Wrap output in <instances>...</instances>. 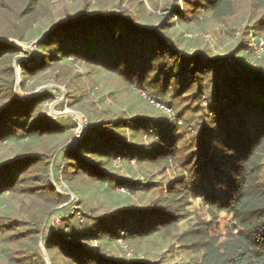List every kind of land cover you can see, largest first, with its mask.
I'll return each instance as SVG.
<instances>
[{
	"label": "trees",
	"instance_id": "trees-1",
	"mask_svg": "<svg viewBox=\"0 0 264 264\" xmlns=\"http://www.w3.org/2000/svg\"><path fill=\"white\" fill-rule=\"evenodd\" d=\"M258 1L259 6H264V0ZM232 2L208 0L205 4L199 1L192 5L198 8L203 6L214 16L222 17L232 12ZM37 6V0H0V18L5 17L4 20L0 19V36L25 40L32 30ZM168 9L179 12L174 5ZM109 15L101 13L96 19L88 21L70 20L54 24L41 38L39 52L43 55L42 65L57 64L54 62L63 53L61 56L72 55L92 64L104 65L126 80L135 81L137 78L144 84L150 75L148 73L155 71L156 76L148 83L162 96L175 91L170 94L174 97L178 92L177 84L181 85V89L188 88L187 91L196 86L197 91L193 92L195 98L209 92V108L217 114L216 118L209 121L204 136L198 142L199 152H188L186 160L181 162L187 173L183 171L177 177L159 203L142 210L124 203L105 216L96 217L85 212L83 220L76 219L64 208L61 210L62 220L67 229L54 227L49 235H43L46 215L65 202L64 196L51 182L50 171L52 152L59 148L52 147L51 143L65 131L39 110L42 103L51 99L49 94L33 97L30 108L20 102L14 90L16 72L13 64V57L19 47L1 40L0 142L13 139L24 143L27 148L24 155L0 162V202L8 197L6 191L32 197V203L28 204L32 211L26 220L10 216L13 209L11 205L0 214L1 263L46 264L38 247V240L42 236L51 264H128L113 261L103 251L105 247L97 251L96 247L82 240L89 241L97 236L104 245H111L121 235V231H125L124 237L142 239L157 231L170 229L177 224L176 219L185 214L184 204L190 202L192 195L221 206L223 211L232 214L238 226L235 237H228L222 242L218 237L210 238L205 229L200 234L187 237L186 241L189 238L192 240L193 250L201 254L202 264H264V182L261 181L259 170L260 156L264 153V65L248 66L250 69L245 71L235 69L241 73H251L252 76H233L225 63L212 54L204 51L184 54L166 34L167 27L162 29L164 35L158 37L159 40L147 54H144L145 51L142 54L135 52L132 57L126 55L129 61H124L119 55V47L123 50L122 47L131 42L130 35L142 34L144 28L136 25V19L124 8L116 16ZM262 18L256 22L255 30H264V16ZM101 25L106 27L101 35L110 43L106 50L98 48L93 51L94 45L90 43L95 44L99 40L91 41L88 34ZM148 31L144 29V33ZM66 39L69 41L66 42ZM53 48L57 49L54 51ZM240 57L243 60L246 58L244 54ZM164 58L165 61L162 60ZM19 65L23 76L33 73L29 64L21 62ZM45 67L37 69L43 70ZM131 123L135 126L132 128L133 137L138 136L135 132L142 133L145 127L156 126L148 124L144 118H131L129 114L108 117L96 122V135L85 136L74 148L69 146L63 149L65 165L68 172L73 174V177L66 178L68 183L83 174L80 183L91 189L100 188L101 193L113 192L115 183L125 184L133 190V186L123 182L124 177L113 171L114 161L119 155L156 164L182 158L172 131H158V138L149 152L141 150L136 138H132L130 148L127 137H120L115 132L128 128ZM96 136L97 140L93 144L91 140H95ZM83 149L91 153L93 158H87ZM38 200L41 202L38 203ZM85 203L82 204L83 208L87 205Z\"/></svg>",
	"mask_w": 264,
	"mask_h": 264
},
{
	"label": "rangeland",
	"instance_id": "rangeland-1",
	"mask_svg": "<svg viewBox=\"0 0 264 264\" xmlns=\"http://www.w3.org/2000/svg\"><path fill=\"white\" fill-rule=\"evenodd\" d=\"M37 1L38 6L32 30L28 32L29 35L25 40L15 37H0L15 40L13 44L19 47V51L13 57V64L16 72L14 90L20 102L32 106L33 97L42 93L49 94L51 99L42 103L39 110L45 116L51 117L56 126L62 127L65 131L58 140L51 143L52 147L59 146V148L52 152L53 162L50 167L51 182L64 196L65 202L53 208L46 215L42 234L49 235L54 227L61 226L62 229H67L62 220L61 210L64 208L76 219L83 220L86 217L85 212L96 215V217L105 216L106 213L114 211L124 203H129L138 210L159 203L162 197L167 195L177 177L185 170V166L181 162L186 160L188 152H199L200 143L198 142L204 136L209 121L213 117L216 118L217 114L209 108V92L203 93L200 98H195L193 92L197 91L196 86L187 91L188 88L181 89V85L177 84L178 92L174 94V97H171L170 94L175 91L167 96H162L148 83V81L151 83L156 76L155 71L148 73L150 75L147 78V83L144 84L137 78L135 81L126 80L118 72H111L100 63V65L92 64L72 55L61 56L63 53L59 54L60 58L54 62L57 64L45 67V63L42 65L43 55L39 52L43 34L59 22L88 21L96 19L101 13H107L110 14L108 17H113L124 8L136 19V25L149 30L148 33H144V29H142V34L133 36L131 34V42L124 45L123 50H120L119 47V55L121 54L124 61H129V57H132L135 52L142 54L145 51L144 54H147V51L152 46L154 47L155 42L159 40L158 37L163 36L166 32L184 54L192 55L198 51H204L225 63L231 75L245 76V73L247 75L248 72L241 73L235 69L245 71L244 69H250L248 66L264 65V42L261 43L260 39L258 40L259 37L264 39V30H255L256 22L263 19L264 6L261 4L259 6L258 0H233L232 12L217 17L209 10H205L203 6L198 8L192 5L199 1L205 4L208 0ZM173 5L179 9V12L174 13L168 9ZM4 18L0 19L4 20ZM5 23L4 21L3 24ZM164 27H167L168 30L161 33ZM105 30L104 25L96 26L95 30L88 34L91 41L99 40L95 44L90 43L91 46L94 45L93 51L98 48L106 50V47L109 46L110 41L101 35ZM72 32L75 33V31ZM66 40V42L69 41ZM253 41L257 44H253ZM54 49L57 48L52 50ZM241 54L246 56L244 60L241 59ZM162 60L165 61V58ZM21 62L29 64L33 73L23 76L19 65ZM40 67L45 68L40 70ZM250 74L248 75L252 76ZM162 80L164 81V78ZM123 114H129L131 118L138 120L144 118L148 124L156 126L145 127L142 133L135 132L138 136L133 137L131 135L132 128L135 126L131 123L128 124V128L115 132L120 137L123 135L127 137L130 144L132 138H136L135 141L140 145L141 150L149 152L153 148H151L152 144L158 138V131L161 133L172 131L176 136V145L182 158L170 160L165 164H156L119 155L114 161L113 171L124 177L123 182L133 186V190H130L125 184L115 183L113 192L101 193L100 188L91 189L80 183L83 174L76 175L79 178L68 183L66 178L73 177V174L67 170L63 149L69 146L74 148L76 143L85 136L96 135L94 128L96 122L99 123L101 119L116 118ZM96 140L97 136L91 142H96ZM26 148L24 143L5 139L0 142V162H7L24 155ZM48 153L51 154V151ZM83 154H86L89 159L93 158L91 153H86V149H83ZM260 159L259 170L263 183L264 153ZM55 174H57V178ZM132 191L136 192L132 193ZM7 195L8 197L0 202V214L11 205L13 209L10 211V216L26 220L32 211V208L28 207V204L32 203V197H27L20 192L16 195L9 194L6 191ZM40 200L38 203L41 202ZM84 202L87 205L83 208ZM184 210L185 214L176 219V225H172L170 229L157 231L156 234L149 237L127 238L124 237L125 231H121V235L117 236L111 245H104L97 236L89 241L82 240V242L96 247L97 251L105 247L103 251L108 254V257L121 263L202 264L201 254L195 252L191 246L192 240L189 238L186 241L188 236L200 234L205 229L210 238L218 237L222 242L228 237H235L234 235L238 232V226L235 224L232 214L223 211L221 206L208 203L203 197L191 195L190 202L184 204ZM38 247L46 264H51L45 255L47 252L42 236L38 240ZM0 264H2L1 261Z\"/></svg>",
	"mask_w": 264,
	"mask_h": 264
},
{
	"label": "water",
	"instance_id": "water-1",
	"mask_svg": "<svg viewBox=\"0 0 264 264\" xmlns=\"http://www.w3.org/2000/svg\"><path fill=\"white\" fill-rule=\"evenodd\" d=\"M1 40H3V41H8V42H11V43H15V40H13V39H9V38H6V37H0V41ZM248 74H250V73H247V75H246V73H245V76H249ZM250 75H252V74H250ZM46 255V257L48 258V256H47V254H45Z\"/></svg>",
	"mask_w": 264,
	"mask_h": 264
},
{
	"label": "built area",
	"instance_id": "built-area-1",
	"mask_svg": "<svg viewBox=\"0 0 264 264\" xmlns=\"http://www.w3.org/2000/svg\"><path fill=\"white\" fill-rule=\"evenodd\" d=\"M256 38H257V37H256ZM256 38H253V39H256ZM259 39H260V42H261V43L264 42V39H263V38H260V37H259L258 40H259ZM258 40H257V41H258ZM252 43H253V44H257L255 41H253Z\"/></svg>",
	"mask_w": 264,
	"mask_h": 264
}]
</instances>
